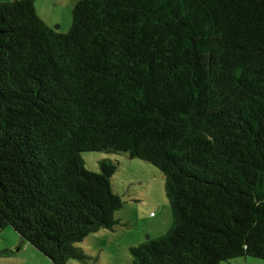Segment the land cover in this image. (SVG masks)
Instances as JSON below:
<instances>
[{
	"label": "trees",
	"instance_id": "16d2710c",
	"mask_svg": "<svg viewBox=\"0 0 264 264\" xmlns=\"http://www.w3.org/2000/svg\"><path fill=\"white\" fill-rule=\"evenodd\" d=\"M37 1L0 2V229L88 264L125 202L83 154L123 155L172 210L133 264L264 261V0H80L67 33Z\"/></svg>",
	"mask_w": 264,
	"mask_h": 264
},
{
	"label": "rangeland",
	"instance_id": "374dc122",
	"mask_svg": "<svg viewBox=\"0 0 264 264\" xmlns=\"http://www.w3.org/2000/svg\"><path fill=\"white\" fill-rule=\"evenodd\" d=\"M12 0L10 2H13ZM80 0H39V15L51 26H59L60 32L67 33L73 21V10ZM109 156L106 153H85L86 167L100 172L99 162L110 157L119 161L125 156ZM132 160V159H131ZM120 160L114 177V188L119 191L125 208L118 214L123 222L114 230H102L88 237L76 247L91 259L88 264H133L131 247L147 241L153 221L151 213L162 218L157 230L159 237L167 233L172 224V210L166 193L164 174L152 164L141 160ZM141 195V197H140ZM165 232H162L164 231ZM167 229V230H166ZM156 237V236H155ZM0 264H53L45 255L27 244L12 228L0 229ZM68 264H84L70 260ZM222 264H264L254 257L237 258Z\"/></svg>",
	"mask_w": 264,
	"mask_h": 264
},
{
	"label": "crops",
	"instance_id": "0c3cea01",
	"mask_svg": "<svg viewBox=\"0 0 264 264\" xmlns=\"http://www.w3.org/2000/svg\"><path fill=\"white\" fill-rule=\"evenodd\" d=\"M10 1H12V0H0V2H10ZM38 2V1H37ZM36 7H37V10H38V3H36ZM38 13H39V10H38ZM40 14V13H39ZM120 160H131V159H129V158H127V157H124V158H122V159H120ZM120 160L119 161H117V162H119L120 163ZM131 161H134V160H131ZM165 177V176H164ZM119 195H120V193H119V191H116ZM121 196V195H120ZM140 197H141V195H140ZM125 208V207H124ZM120 212V211H119ZM118 212V213H119ZM153 215V213H151V216H150V220H149V222L150 221H153V225H151V231H150V233H149V237H152V238H155V236H157V234H159V231L157 230L159 227H161L163 224H162V218H160L158 215H154V216H152ZM116 218H117V220L120 222V225L119 226H121V223H123L124 225H127V224H130V222H123V220H122V218H119V216H118V214H116ZM167 230V229H166ZM162 232H165V229H164V231H162ZM147 236V237H148Z\"/></svg>",
	"mask_w": 264,
	"mask_h": 264
}]
</instances>
